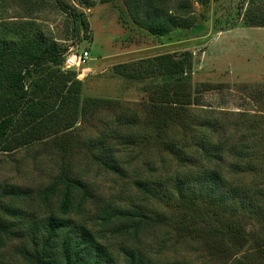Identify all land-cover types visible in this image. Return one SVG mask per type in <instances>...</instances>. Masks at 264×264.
<instances>
[{
	"label": "rangeland",
	"instance_id": "1",
	"mask_svg": "<svg viewBox=\"0 0 264 264\" xmlns=\"http://www.w3.org/2000/svg\"><path fill=\"white\" fill-rule=\"evenodd\" d=\"M61 1L67 13L55 0H0V36L9 40L8 46L36 35L55 41L64 51L88 49L84 68L96 67L94 73L59 70L82 82L81 100L103 102L82 116L68 109L55 124L73 141L67 154L50 138L0 151V225L7 232L2 261L31 264L21 258L19 249L31 248L33 236L38 241L42 235V221L58 211L57 193L46 201L39 193L54 183L62 168L72 170L89 195L67 215L72 230L89 231L113 257L112 264H122L123 253L130 250L141 253L146 264H222L210 245L216 236L209 237L208 232L220 228L225 219L237 224L245 248L264 243V26L249 27L243 21L252 0H166L172 13L178 9L187 16L190 11L195 24L161 42L135 21L133 9L141 6L133 0ZM263 2L254 0L253 5ZM183 51L192 55L190 79L198 102L191 106L194 116L187 119H205L199 136L223 151L217 152L223 159H212L210 167L218 166L224 188L235 192L217 209V216L209 202L195 205L192 198L184 200L185 185L181 189L174 185L179 178L192 180L194 159L206 162L190 146L189 131L166 127L160 138L158 130L138 131L144 121L140 102L144 94L113 73L117 64ZM56 68L45 66L33 80H43ZM51 81L59 77L53 75ZM30 86L26 80L25 88ZM123 112L133 120L137 117L139 127L119 129L125 145L121 140L99 144ZM112 165L117 169H110ZM188 185L196 187L195 180L186 184V190ZM210 204L218 206L216 200ZM111 212L119 217H109ZM136 212L147 218L135 232L128 213ZM106 217L110 224L103 225Z\"/></svg>",
	"mask_w": 264,
	"mask_h": 264
},
{
	"label": "trees",
	"instance_id": "2",
	"mask_svg": "<svg viewBox=\"0 0 264 264\" xmlns=\"http://www.w3.org/2000/svg\"><path fill=\"white\" fill-rule=\"evenodd\" d=\"M133 1L141 6L140 8L135 6L133 9L135 21L139 22L140 28L148 34L160 39V42L163 39L169 40L176 30H187L195 24L190 11L186 12L187 16L180 14L182 11L178 9L172 13L165 5L166 0ZM253 1L244 11L243 21L249 27H262L264 2L253 5ZM55 2L67 13L68 8L61 0ZM83 27L86 28V24H83ZM4 32L2 36L5 35ZM4 37L0 36V151H14L26 144L50 138L55 148L67 154L68 146L72 147L73 141L67 136L65 138L62 130L55 124L63 118L68 109L73 110L74 114L80 112L82 116L88 109L99 107L103 101L79 98L82 82L75 79L74 74L72 78L68 72H60L65 51L55 41H46L33 35L20 43L13 42L8 46L9 40L6 42ZM49 64L56 66V70L49 71L43 80H33V77L44 71V67ZM113 73L128 85L138 87L144 94L140 101L144 121L140 123V128L136 125L139 123L137 117L133 120L125 114L126 112L118 114L113 120L114 128L102 134L98 143L110 144L114 140H121L120 143L125 145L119 129H131L136 126L139 127L138 131L144 134L158 130L159 138L162 129L166 127L188 130L191 134L190 146L194 148L195 153H201L206 162L202 164L194 159L191 163L189 171L196 187L190 188L188 185L189 192L186 195H184L185 191L187 192L186 184L192 181L188 179L189 176L176 179L174 185L178 189L185 185L181 193L184 200L187 197L192 198L195 205L200 203L205 205L209 202L212 214L219 215L217 209L222 207L227 198L235 195V192L231 188H224L225 184L222 182L218 166L210 167L212 159H218L219 162L223 159L217 155V152L221 155L223 151L220 145L217 148L211 147L208 145L210 140L207 142L203 135L199 136L205 119L197 122L187 119L194 116L191 113V106L198 103L194 98L190 79L191 53L188 51L165 53L117 64L113 67ZM53 75L58 76L59 81L52 82ZM26 80L31 84L29 89L25 88ZM71 95L75 97L72 98ZM214 132L213 126L211 133ZM160 140L163 144L164 138ZM124 141L129 142V138ZM116 167L112 165L109 168L116 170ZM71 171L69 173V170L62 168L54 183L39 193L44 197L43 201L53 198L57 193L60 197L58 211L42 221L43 232L38 236V241L36 236H33L31 248H20L19 254L24 261L31 264H112L113 257L93 239L89 231L72 230V221L67 215L72 211V207L80 208L89 195L84 184ZM137 186L146 189L140 184ZM215 200L218 206L210 204V201ZM128 214L135 221L132 225V220L128 219L132 231L140 230V223H143L147 216L137 212ZM110 216L115 218L118 214L111 212ZM109 217L103 219L105 221L103 225L110 224ZM219 227L208 232L209 237L216 236L215 244L210 245L215 248L214 255L218 261L222 264H264V243H255L253 247L245 248L239 239L237 224L234 226L233 220L225 219ZM6 237L7 232L0 225V250L5 247ZM0 264H5L1 254ZM122 264L146 262L141 253L130 250L123 253Z\"/></svg>",
	"mask_w": 264,
	"mask_h": 264
},
{
	"label": "built area",
	"instance_id": "3",
	"mask_svg": "<svg viewBox=\"0 0 264 264\" xmlns=\"http://www.w3.org/2000/svg\"><path fill=\"white\" fill-rule=\"evenodd\" d=\"M63 70H78L89 61L90 53L88 49L77 50V48H69L64 53Z\"/></svg>",
	"mask_w": 264,
	"mask_h": 264
},
{
	"label": "clouds",
	"instance_id": "4",
	"mask_svg": "<svg viewBox=\"0 0 264 264\" xmlns=\"http://www.w3.org/2000/svg\"><path fill=\"white\" fill-rule=\"evenodd\" d=\"M87 63H88V62H87ZM84 66H85V65H84ZM84 66L77 70V71H79L78 74H80L81 72L84 73V72L86 71V68H84ZM61 70H62V71H74V72H75L74 69H73V70H63L62 67H61ZM76 76H77V75H76ZM79 81H80V80H79Z\"/></svg>",
	"mask_w": 264,
	"mask_h": 264
},
{
	"label": "crops",
	"instance_id": "5",
	"mask_svg": "<svg viewBox=\"0 0 264 264\" xmlns=\"http://www.w3.org/2000/svg\"><path fill=\"white\" fill-rule=\"evenodd\" d=\"M93 71H96V67L95 68L94 67H92V68H86V72L90 73V75L92 73H94Z\"/></svg>",
	"mask_w": 264,
	"mask_h": 264
}]
</instances>
